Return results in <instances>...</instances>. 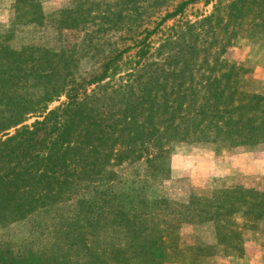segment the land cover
Instances as JSON below:
<instances>
[{"label": "trees", "instance_id": "16d2710c", "mask_svg": "<svg viewBox=\"0 0 264 264\" xmlns=\"http://www.w3.org/2000/svg\"><path fill=\"white\" fill-rule=\"evenodd\" d=\"M200 1L212 13L155 47L151 38ZM174 2L77 0L46 15L39 0H16V24L72 38L52 49L0 32V264L243 253L244 231L264 220L263 191L219 189L181 206L145 190L170 179L174 142L264 144V95L243 91L245 69L223 59L237 39H264V0ZM211 222L216 245H181L184 225Z\"/></svg>", "mask_w": 264, "mask_h": 264}, {"label": "rangeland", "instance_id": "374dc122", "mask_svg": "<svg viewBox=\"0 0 264 264\" xmlns=\"http://www.w3.org/2000/svg\"><path fill=\"white\" fill-rule=\"evenodd\" d=\"M179 1L181 0H177ZM15 2L16 0H0V32L13 31L17 43H30L38 47L57 49L62 39L72 38L68 35L70 32L61 34L49 23L43 26L16 24L13 8ZM39 2L45 14L51 15L63 8L73 7L77 0H39ZM177 2H174L172 6ZM213 6L214 4L206 5L205 1L190 5L182 16L166 23L158 34L151 38V42L157 47L162 39L172 35L175 30L210 15ZM172 10L173 7L168 9V11ZM162 13H165V10ZM154 25L152 23L145 27L153 29ZM126 45L131 43L128 42ZM120 47H123V44ZM135 53L132 51L125 58L128 56L133 58ZM223 59L245 69L240 79V87L243 91L264 95V39H237ZM66 101V98L62 97L50 106V110L63 105ZM34 121L35 119L28 124ZM235 188L264 192V144L233 148L226 141L174 142L171 146L170 179L153 185L151 189L145 190V194L149 201L167 199L186 206L194 196L209 198L216 190ZM14 229L17 231L14 232ZM14 229L10 234H19L22 230L19 227ZM216 244L214 223L186 224L182 227L181 245L183 247ZM243 250V253L203 258L198 264H264V220L244 231Z\"/></svg>", "mask_w": 264, "mask_h": 264}]
</instances>
